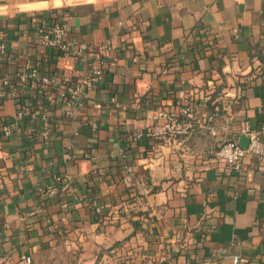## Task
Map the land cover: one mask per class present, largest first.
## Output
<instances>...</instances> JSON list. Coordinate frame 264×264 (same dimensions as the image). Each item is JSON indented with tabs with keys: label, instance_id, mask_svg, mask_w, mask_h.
Listing matches in <instances>:
<instances>
[{
	"label": "crops",
	"instance_id": "0c3cea01",
	"mask_svg": "<svg viewBox=\"0 0 264 264\" xmlns=\"http://www.w3.org/2000/svg\"><path fill=\"white\" fill-rule=\"evenodd\" d=\"M42 17L66 22L77 60L42 46ZM0 37V76L13 80L24 63L56 74V88L97 58L110 68L80 107L28 90L33 115L17 118V101L0 98V256L264 264V163L208 160L226 140L247 144L243 120L264 126V0H0ZM187 100L188 135L132 139Z\"/></svg>",
	"mask_w": 264,
	"mask_h": 264
},
{
	"label": "built area",
	"instance_id": "2783aa9c",
	"mask_svg": "<svg viewBox=\"0 0 264 264\" xmlns=\"http://www.w3.org/2000/svg\"><path fill=\"white\" fill-rule=\"evenodd\" d=\"M36 30L39 34V40L42 46L46 48L56 49L59 52V57L63 60L73 59L77 60L80 56V51L73 47L68 39V28L66 22L54 19L50 20L46 17L40 18ZM5 42L0 37V53H5ZM107 50L108 47L102 46ZM106 61L97 58L93 64L86 71L85 76L76 82L63 81L60 88L58 86V76L56 74L42 73L36 65L31 63H24L16 72V80L7 76H0V98L10 96L18 103L16 112L17 118L33 115L31 106L26 100V91L31 92L38 90L46 95L48 99L55 102H64L71 108L75 106H83V90L90 89L95 83L101 80L109 66ZM56 91L53 93V89ZM68 115L73 113V109L66 111ZM195 123L194 106L190 101H185L183 104L177 106L175 109L164 113L161 122H153L146 128L137 130L131 135L133 140L147 139V140H175L176 138L188 135ZM240 132L247 137V144L242 146L235 140H226L222 142L208 158L210 164L219 166H227L232 170L239 171L242 168V160L245 155H251L258 161L264 163V140L262 133H264V126L254 128L247 120H243L240 125ZM5 135L12 133V126L9 125L4 130ZM42 140H47L50 137V129L46 122L43 130L39 134ZM56 182H61V177H55ZM57 190L54 185L49 188L46 193L53 194ZM90 208L95 216H102L104 206L97 201L90 202ZM237 261V258L234 260ZM32 258L28 254L21 255L16 264H31ZM0 264H13L9 260L0 256Z\"/></svg>",
	"mask_w": 264,
	"mask_h": 264
},
{
	"label": "rangeland",
	"instance_id": "374dc122",
	"mask_svg": "<svg viewBox=\"0 0 264 264\" xmlns=\"http://www.w3.org/2000/svg\"><path fill=\"white\" fill-rule=\"evenodd\" d=\"M60 251L55 250L52 252L49 256L44 258V264H57L54 262V260L60 259V264H76L74 262H68V258L65 254H61Z\"/></svg>",
	"mask_w": 264,
	"mask_h": 264
},
{
	"label": "water",
	"instance_id": "95a60500",
	"mask_svg": "<svg viewBox=\"0 0 264 264\" xmlns=\"http://www.w3.org/2000/svg\"><path fill=\"white\" fill-rule=\"evenodd\" d=\"M243 138H244V137H243ZM246 141H248V140H247V137H246ZM239 143H240L242 146H245V145H246V144H243L242 141H240Z\"/></svg>",
	"mask_w": 264,
	"mask_h": 264
},
{
	"label": "trees",
	"instance_id": "16d2710c",
	"mask_svg": "<svg viewBox=\"0 0 264 264\" xmlns=\"http://www.w3.org/2000/svg\"><path fill=\"white\" fill-rule=\"evenodd\" d=\"M32 264V263H31Z\"/></svg>",
	"mask_w": 264,
	"mask_h": 264
}]
</instances>
